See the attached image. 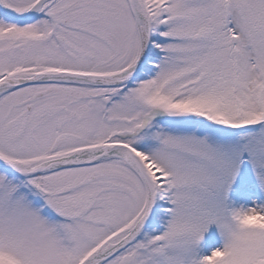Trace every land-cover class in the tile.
Wrapping results in <instances>:
<instances>
[{
	"label": "snow or ice",
	"instance_id": "1",
	"mask_svg": "<svg viewBox=\"0 0 264 264\" xmlns=\"http://www.w3.org/2000/svg\"><path fill=\"white\" fill-rule=\"evenodd\" d=\"M0 264H264V0H0Z\"/></svg>",
	"mask_w": 264,
	"mask_h": 264
}]
</instances>
